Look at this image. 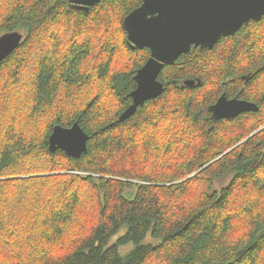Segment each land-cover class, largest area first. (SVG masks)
<instances>
[{"label": "trees", "instance_id": "1", "mask_svg": "<svg viewBox=\"0 0 264 264\" xmlns=\"http://www.w3.org/2000/svg\"><path fill=\"white\" fill-rule=\"evenodd\" d=\"M142 3L0 0V36L24 35L0 64V264H264V16L166 65L121 122L151 55L123 28ZM224 93L259 109L216 120ZM74 123L87 152L51 151Z\"/></svg>", "mask_w": 264, "mask_h": 264}, {"label": "water", "instance_id": "2", "mask_svg": "<svg viewBox=\"0 0 264 264\" xmlns=\"http://www.w3.org/2000/svg\"><path fill=\"white\" fill-rule=\"evenodd\" d=\"M102 0H71L79 9L88 10ZM264 16V0H143L123 21V28L132 49L148 48L151 56L134 79L137 87L131 92L133 103L120 115L124 122L145 103L164 92L159 80L165 65H172L192 47L212 49L222 37L232 36L250 21ZM141 23L133 26L130 21ZM24 35L10 32L0 36V64L20 46ZM188 87L200 86L201 81L186 80ZM250 101L228 98L224 93L209 107L212 117L233 119L243 113L258 111ZM88 134L74 123L71 127L57 125L49 138L50 150H63L69 157H80L88 150Z\"/></svg>", "mask_w": 264, "mask_h": 264}, {"label": "rangeland", "instance_id": "3", "mask_svg": "<svg viewBox=\"0 0 264 264\" xmlns=\"http://www.w3.org/2000/svg\"><path fill=\"white\" fill-rule=\"evenodd\" d=\"M29 66H30V65H29ZM27 70H28V68H26V71H27ZM27 75H28V74H27ZM227 182H228V180L226 181V179L216 181V186H217V187L223 186V185L227 184ZM116 238H117V236L113 239L112 242H114V241L116 240ZM149 238H152V236L149 235V236L146 238V240L143 242V244H144V243L157 244V243L159 242L158 240H155V239H154V241H152V240H150ZM132 248H133V244H130V245L126 246V247H122V248L120 249V251H121L123 254H127Z\"/></svg>", "mask_w": 264, "mask_h": 264}, {"label": "snow or ice", "instance_id": "4", "mask_svg": "<svg viewBox=\"0 0 264 264\" xmlns=\"http://www.w3.org/2000/svg\"><path fill=\"white\" fill-rule=\"evenodd\" d=\"M139 23H141V21H138L136 19H133L132 21H130V24H132L133 26H135V25H137Z\"/></svg>", "mask_w": 264, "mask_h": 264}, {"label": "flooded vegetation", "instance_id": "5", "mask_svg": "<svg viewBox=\"0 0 264 264\" xmlns=\"http://www.w3.org/2000/svg\"><path fill=\"white\" fill-rule=\"evenodd\" d=\"M250 22H251V21H250ZM245 25H246V24H245ZM222 38H223V37H222ZM150 56H151V55H150ZM150 56H149V57H150ZM165 66H166V65H165ZM165 66H164V67H165ZM164 67H163V68H164ZM162 70H163V69H162ZM161 72H162V71H161ZM160 74H161V73H160ZM160 74H159V75H160Z\"/></svg>", "mask_w": 264, "mask_h": 264}]
</instances>
